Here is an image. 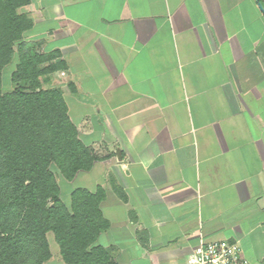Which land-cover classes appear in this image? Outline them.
Returning <instances> with one entry per match:
<instances>
[{"label":"crops","instance_id":"1","mask_svg":"<svg viewBox=\"0 0 264 264\" xmlns=\"http://www.w3.org/2000/svg\"><path fill=\"white\" fill-rule=\"evenodd\" d=\"M19 11L33 21L23 41L62 63L49 79L99 157L64 179L69 193L103 192L95 245L117 264H187L200 238L229 239L264 264L259 1L29 0Z\"/></svg>","mask_w":264,"mask_h":264},{"label":"trees","instance_id":"2","mask_svg":"<svg viewBox=\"0 0 264 264\" xmlns=\"http://www.w3.org/2000/svg\"><path fill=\"white\" fill-rule=\"evenodd\" d=\"M28 2L0 0V264H43L51 257L49 231L66 264H117L95 245L106 227L102 190L76 189L67 204L60 198L52 168L72 180L99 157L79 139L62 90L40 83L62 67L57 54L23 49V33L33 21L19 8ZM15 53V88L3 91L2 72Z\"/></svg>","mask_w":264,"mask_h":264},{"label":"built area","instance_id":"3","mask_svg":"<svg viewBox=\"0 0 264 264\" xmlns=\"http://www.w3.org/2000/svg\"><path fill=\"white\" fill-rule=\"evenodd\" d=\"M64 75V72H61ZM187 264H253L241 252L239 243L229 239L200 238L187 255Z\"/></svg>","mask_w":264,"mask_h":264},{"label":"rangeland","instance_id":"4","mask_svg":"<svg viewBox=\"0 0 264 264\" xmlns=\"http://www.w3.org/2000/svg\"><path fill=\"white\" fill-rule=\"evenodd\" d=\"M28 46H30V45L26 46V41H25V45H24L23 49L24 50L30 49V47H28ZM31 48H32V51H34L35 53L45 54L44 50L43 51L41 49L37 50L35 48V46L31 47ZM17 59H18V57H17V54L15 53L12 61L9 64H7L3 69V72H2V90L3 91H10V90H13L15 88V85L11 81V74L15 68V65L17 63ZM59 69H61V66L59 67ZM59 69L57 71H59ZM55 72H53V73H55ZM51 75H52V73L49 74L48 76L44 75V76L40 77V83H41L43 88L58 87L57 83H51V81L49 79V77ZM59 75L60 76L57 77V79L60 80V77H62L63 75H61V72L59 73ZM18 85L22 86V85H28V84L23 82V81H20L18 83ZM52 170L55 173L56 180H57L59 186L61 187L62 192L60 194V198L67 204V203H69V196H70L69 188L73 187V184H69L68 182H64L65 180L62 178V176L60 175V173L58 172V170L55 167H53ZM46 237H47V240L49 243L50 253L52 254V261L48 262V263L46 261H44L43 264H45V262H46V264H61V263H63V262H60L59 246H58L57 242L55 241L53 232H51V231L47 232Z\"/></svg>","mask_w":264,"mask_h":264},{"label":"water","instance_id":"5","mask_svg":"<svg viewBox=\"0 0 264 264\" xmlns=\"http://www.w3.org/2000/svg\"><path fill=\"white\" fill-rule=\"evenodd\" d=\"M260 5V4H259ZM261 7V6H260Z\"/></svg>","mask_w":264,"mask_h":264}]
</instances>
